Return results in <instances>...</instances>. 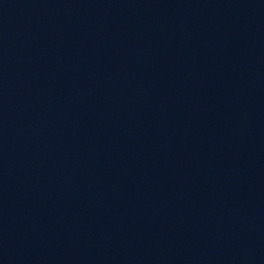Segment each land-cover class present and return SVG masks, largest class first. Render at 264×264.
<instances>
[{"label": "water", "instance_id": "1", "mask_svg": "<svg viewBox=\"0 0 264 264\" xmlns=\"http://www.w3.org/2000/svg\"><path fill=\"white\" fill-rule=\"evenodd\" d=\"M0 264H264V0H0Z\"/></svg>", "mask_w": 264, "mask_h": 264}]
</instances>
